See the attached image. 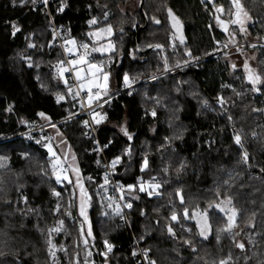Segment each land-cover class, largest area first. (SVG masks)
<instances>
[{"label":"trees","instance_id":"1","mask_svg":"<svg viewBox=\"0 0 264 264\" xmlns=\"http://www.w3.org/2000/svg\"><path fill=\"white\" fill-rule=\"evenodd\" d=\"M121 1L52 0L50 4L55 23L66 39H85L93 30V25L89 24L93 18L99 19L97 26H112L116 53L104 55L103 65L117 88L109 91L113 97L97 110L105 115L104 121L97 125L100 136L107 145L109 157L120 156L125 162L119 171V178L125 185L137 184L138 187L137 177L146 182L156 177L155 182L163 185L159 198L148 197L138 190L128 191V197L134 201L129 226L103 217L97 198L104 182L103 172L96 157L88 153L91 142L83 135L81 118L58 127L66 144L61 143V137L54 131L55 143L60 153L67 156L70 172L74 167L79 168L80 182L92 197L88 208L93 232L90 238L97 264H105L101 254L105 252V240L113 245L107 255V264H147L148 259L155 260L156 264H218L229 253L232 256L230 264H264V176L260 172L264 167V131L260 124L264 111H254L263 110L264 94L261 93L264 88L260 92L253 91L244 83L242 71L230 70L222 52L211 54L215 49L214 37L231 40L212 20L211 10L221 3L230 11V0H216L207 5L201 0H144L142 9L139 7L135 12L118 8ZM256 2L254 5L253 0H242L256 21H249L246 36L239 33L238 26L229 25V31L236 32L238 42L248 35L264 40V0ZM33 3L34 0H23V3L21 0H0V153L10 157L7 168L0 169V250L8 253L0 257V264H12L13 253L19 254L21 264H53L49 261L47 230L60 219L73 229L71 223L80 217L76 182L75 185L56 182L45 147L11 138L31 120L45 122L37 115L39 112L58 120L80 109L79 100L73 101L71 96L57 103L56 93L67 91L55 67L57 61L64 60V55L55 45L48 10ZM169 8L183 26L180 31L172 27ZM105 12H108L107 21L104 20ZM153 17L160 23L156 24ZM181 38L185 43H180ZM171 39L175 48H171ZM30 44L35 47H29ZM149 44L163 45L165 52L160 49L144 52ZM260 48L263 55L264 47L254 49ZM186 49L199 58L195 64L155 75L165 69L164 57L171 69L177 63L183 65L186 60L195 61L186 55ZM125 72L137 77L138 84L133 88L126 89ZM41 73L46 83L43 85L37 78ZM152 76L156 79L143 81ZM157 97L159 104L154 99ZM217 97L226 101L223 107L216 102ZM205 100L207 108L202 106ZM9 105L11 111L7 110ZM153 109L157 113L155 117L151 115ZM125 118L132 140L107 124ZM234 132H239L246 140L251 167L239 162L241 151L234 144ZM253 132L256 138L252 137ZM181 134L182 138L172 139L171 143L165 140V137ZM128 148L131 156L125 153ZM23 153L29 156L26 158ZM145 156L149 168L141 172ZM181 162L186 167L177 176L176 169ZM165 167L169 169L167 173L162 171ZM176 189H182L183 207L190 212L203 210L209 203H219L231 196L232 206L239 210L237 227L233 229L234 233H239L235 241L227 233L220 234L219 242L216 240V230L224 228L222 224L227 221L222 213L210 212L212 231L207 240L199 235L195 219L181 218L179 223L170 221V201L182 217ZM53 190L61 193L59 199L52 194ZM57 203L61 205L59 212L55 210ZM169 223L176 233L174 237L167 232ZM37 226L45 230L43 235ZM76 229L71 230L68 237L71 252L81 250L79 239L75 243L79 237ZM251 235H256L255 242L246 241L243 251L235 246V242ZM5 240L7 246L2 243ZM185 240H190L196 251L185 244Z\"/></svg>","mask_w":264,"mask_h":264},{"label":"snow or ice","instance_id":"2","mask_svg":"<svg viewBox=\"0 0 264 264\" xmlns=\"http://www.w3.org/2000/svg\"><path fill=\"white\" fill-rule=\"evenodd\" d=\"M15 2V0H14ZM47 2V0H45ZM203 3L204 0H201ZM21 3H23V0H21ZM231 4V10L229 11V15L231 19L229 21H223L220 19V17L216 18L217 24L223 28L225 32L228 33L229 37H231V43L232 44H237V41L235 40V31H229V24L231 25H236L238 26V31L239 33L244 34L245 36L248 34V26H249V21H252L255 23L256 21L253 19L252 15L245 9L244 4L242 3V0H230ZM106 7V6H105ZM61 11L63 10V6L60 9ZM168 15L169 18L172 20V27L176 28L179 30L180 27V20L178 17L175 16V14L172 12L171 8L168 10ZM218 12H224L225 9L221 5L220 7L217 8ZM108 18V12L104 13V20L107 21ZM156 24H159L160 21L155 19V17L152 18ZM98 21L93 18L92 20L89 21L90 25H96ZM15 28V26H14ZM18 30V29H17ZM121 33H123V28L120 29ZM107 35L110 37L113 34V28L110 24H108L106 27L103 28H98L97 31L95 32H90L87 35L89 37L95 36L97 39L95 42H93V46L91 47V50L89 51V43H80L78 44L75 39H69L66 40L63 48L64 51L68 54L69 57L75 56L76 58H71L67 60H59L57 61L56 70L59 75L60 79H64L65 73L69 74H74L75 81L78 83V88L75 92H73V89L71 86L68 85V81L65 80V85L67 87V91L64 94H57V103H60L61 101L65 100L66 96H71L73 101L79 100L81 108L85 107V103L87 104L88 110L91 114L92 121L94 124L99 125L102 120L105 119V116L101 113H97L96 110L92 107L93 103H96L98 107H103V104L100 103L101 100H103V103H108V97H109V91H108V81L110 77V72L106 71L103 62L100 63H93L92 60L90 59L91 53L92 52H99L101 54H109V55H115L116 53V46L111 40H109L106 44H101L100 47H96L95 43L99 42L104 35ZM180 43L183 44L185 43L184 39H180ZM219 43V42H218ZM69 45H72V47H69ZM29 47H35V45H29ZM148 47L150 48H155V49H163V45L160 44H149ZM173 48H175V44L172 45ZM224 47H228L227 44L224 45ZM250 47L256 48V44H251ZM261 47H264L262 45ZM83 49V51H81ZM237 51H241V48L239 45H237ZM186 55L191 58L198 60L199 58L193 57L192 52L189 49H186ZM225 57L229 56L228 52L224 53ZM135 58V57H134ZM30 59V58H28ZM188 61H185V64H187ZM65 65H69V67H66ZM86 65V67H85ZM164 66H165V71L168 70L169 65H168V60L167 57H164ZM179 63H177L176 67H179ZM232 68L235 70L237 68V65L235 63L232 64ZM243 69L246 74V79L248 82L252 85V90L255 92H260L261 88H264V76H261V74L256 70L252 69L248 63V60L246 59L243 62ZM39 79V78H38ZM137 77H130L127 72L124 73L123 75V82L125 87H131L133 83H135V80ZM152 79H156L155 76L152 77ZM222 87H231V85H222ZM177 91H179V88H177ZM81 93H84L82 96ZM103 93V95H102ZM237 95H241V93H236ZM261 94H264L262 92ZM156 103H160L159 97L154 98ZM217 103L223 107V105L226 103V101L223 99V97H217L216 100ZM203 107L207 108L208 101L205 100L203 101ZM8 111L12 110V106H8ZM175 111H179V109H176ZM254 111H264L261 109H254ZM39 117L44 119L47 123L48 126L56 130L57 136L61 137V143L66 144V140L63 138V134L59 132V129L57 128L56 123L52 122L51 116H47L44 112H39L37 113ZM151 115L155 117L157 115L155 109L151 112ZM75 116L74 113H69V116L65 118V122H67L68 119H72ZM178 118V117H177ZM229 120L232 119L231 116L228 117ZM86 127L90 126L89 121L85 120L82 122ZM121 131L124 132V134L128 137L129 140H132V136L128 134L126 128H121ZM256 133H252V137L256 138ZM182 138L181 136H173L171 138L165 137V140L171 143L172 139H180ZM52 137L44 136L39 140H36L37 144L42 145L47 149L48 157L49 160L47 161L52 170V174L55 176V180L57 183L62 182V180H67L69 183H71L69 179V175L67 174L68 169L64 166V162L61 160V157L57 155L54 146L52 144ZM233 141L236 146H238L239 150L241 151V156H240V163L249 165V160H250V154L245 148V138L239 133V132H234L233 134ZM111 143V142H110ZM107 147V145H105ZM69 151H71V148L69 146ZM125 153L129 156H131V149H125ZM26 158L29 156L28 153H23ZM65 160L67 159V156L65 155ZM73 161H75L76 157L73 154L72 156ZM7 160V157H2L0 156V168L5 167V161ZM121 157L117 156L115 157L112 162L111 166L115 168V166L120 163ZM99 163V161H97ZM186 164L184 162H181L180 166L176 169L177 176L183 170L185 169ZM149 168V161L148 157L145 156L143 158V163L141 164L140 171L144 172L146 169ZM168 168L165 167L162 169L163 172L167 173ZM42 171L44 169L42 168ZM72 172H74L77 176V183L76 186L79 188V214L81 217H83V222L81 223V229H80V236L83 238V243L87 247L88 245V240L87 237H92L93 232H92V226L91 223L89 222V217H88V208L91 206L90 202L92 197L88 194L87 189L84 187L83 183L80 182V171L78 167L72 168ZM261 175L264 176V167L260 169ZM47 175V172L45 171L44 173ZM91 179V177H89ZM137 182H138V187L137 184H128L126 185L127 190L131 193L133 190H138L141 193H145L148 197H161V190L163 188V185L161 183L155 182L157 180L156 177H152L151 181H144L142 177H137ZM109 183L108 179V174L105 173L104 177V184L107 185ZM167 183V181H165ZM227 183V182H225ZM103 187V185L101 186ZM117 188L119 189L121 195L120 199L124 200L125 197L123 195L125 186L124 185H117ZM182 189H176L175 195L180 198V206L182 207V217L181 214L177 212L176 210V205L170 201L169 203L172 204V208L170 209V221L172 222H177L179 223L181 218L184 220L187 219H195L196 220V226L199 228V235L204 238L205 240L209 239V236L211 234L212 228L211 224L209 223V216L210 212L218 214H223V216L227 217V224L224 228L217 229L216 230V240L219 242L220 240V234L221 233H227L230 236H232L233 240L235 241V237L239 235L238 232H233V229L237 227L236 224V219L239 210L232 206L233 205V200L231 196H226L224 199L220 200L219 203H209L207 208L203 210H193L189 211L187 207H183L185 204V198L181 194ZM54 196H56L58 199L61 197L60 192H56L53 190L52 193ZM217 195L219 196L220 193L219 191L217 192ZM72 196H75V193H72ZM24 202L27 203V198L24 197ZM111 199V198H109ZM136 199H139V197H136ZM109 207H112L111 204L108 205ZM127 208H132L133 204L132 203H126L124 205ZM69 207H71V201L69 202ZM57 212L61 210V205L60 203H57L56 209ZM116 214L120 215V208L117 206L116 208ZM66 215H70V213H66ZM107 215V213H105ZM141 215H144L143 212H141ZM84 223H88V229L87 232L84 231ZM64 225V221L60 220L57 222V226L55 228L48 229V238L46 240V243L48 245V254L49 256L53 259V262L55 264L56 261V245L52 242L51 235L53 232L59 233L62 231ZM23 227V225H21ZM167 227V232L171 236H175L176 233L174 231V228L171 223L166 225ZM38 230L41 232V234H44V229H39L37 226ZM187 231L191 232V229H187ZM250 243L252 242L251 240L249 241ZM5 246H7V241L2 242ZM185 244H187L190 248L193 249V251H196L195 247L193 246L192 242L190 240H185ZM235 246L242 251L245 249V244L240 243V242H235ZM104 247L106 249L105 252L101 253L105 257V264H107V255L109 252L112 251L113 245H111L107 240L104 241ZM63 250V249H60ZM8 253L0 250V257H6ZM14 259L12 261V264H21V260L19 258L18 253H13L12 254ZM31 255V254H29ZM88 256H91V252L87 253ZM135 255V253H133ZM147 250L145 251V257L147 258ZM245 260H248V257H245ZM232 261V256L231 253H229V256L226 259H221L219 260L218 264H230ZM76 264H80V261L77 259ZM85 264L87 262L85 261ZM147 264H156L155 260L148 259ZM213 264H216V262H213Z\"/></svg>","mask_w":264,"mask_h":264},{"label":"rangeland","instance_id":"3","mask_svg":"<svg viewBox=\"0 0 264 264\" xmlns=\"http://www.w3.org/2000/svg\"><path fill=\"white\" fill-rule=\"evenodd\" d=\"M253 2H254V5L257 4L256 0H253ZM140 3H141V0H122L121 2H119V4L117 5V7L120 8V9H122V10H128L130 12H135V11H137L139 9ZM203 3L207 5V4L212 3V2L211 1H208V2H203ZM221 5L225 9V6L223 4L218 3L216 5L215 9H212L211 10V13H212L211 14V18H212V20H214V22L216 24H217V21H216V18L217 17H220V19L223 20V21H229L231 19L230 15H229V12H227L229 10L226 11V9H225L224 12H218L216 10V8L218 6L220 7ZM100 6H102V5H100ZM95 19L99 22V19L98 18H95ZM258 20H260V19H258ZM97 24L96 25H93V30L91 32L97 31L98 28L106 27L104 25L103 26H101V25L100 26H97ZM229 25H231V24H229ZM15 28L16 29H19L17 26H15ZM210 28H211V26H210ZM220 28H222V27L220 26ZM71 39H75V38H71ZM96 39L97 38L95 36L89 37L87 35L85 37V39H81V40L75 39V40L77 41L78 44H80V43H89V46H90L89 47V51H90L91 50V47L93 46V42H95ZM109 40H111V42L114 43V41H113V34L110 37H108L105 34L104 37L99 42L95 43V46L96 47H100L101 44H106ZM216 42H219L222 45L221 47H223V48H225L224 47L225 44H227L228 46H233V47L231 49L224 50L221 53L220 52V46H218L216 44ZM213 43H214L215 49L212 51L211 54L217 53L219 55L221 53L225 57L224 53L225 52H228L229 53V56L226 57V58L228 59L230 70H232V71H242L241 75H242V77L244 79V83H246V84H248L249 86L252 87V85L246 79V74H245L244 69H243V62L246 59L248 60V63H249V65H250V67L252 69H256L261 74V76H264V54L262 55L261 52H260L262 49L261 48L260 49H254V48L250 47L251 44H256L257 46L264 45V40H262L261 38L260 39H258V38H255L254 39V37H251L250 35H248L244 39V41H241V42H238L237 41V44H232L231 43V40H228V39H226V40H220V39L214 37L213 38ZM173 44H175V42L171 39V48H173L172 47ZM237 45H239V47L241 48V51H237ZM70 46L72 47V45H70ZM81 51H83V49H81ZM104 55H108V54L107 53L101 54L99 52H92L90 59L92 60L93 63L105 62L104 60H106V58H105ZM97 58H100V59L98 60ZM196 62H197L196 60L195 61H191V62L188 61V63L185 64V61H184L183 65H180L179 67H175V68H172V69L171 68H168L167 71H165V69H164L163 71H161L160 73H157L155 75L156 76H159L160 74H165V73H168L169 71H173L174 72V70L183 69L184 67H186L188 65H191V64H195ZM233 63H235L237 65V68L235 70L232 68V64ZM85 67H86V65H85ZM104 68H105V66H104ZM105 70H106V68H105ZM67 75H68V73H65V77H64V79H62L63 81L68 80L67 79L68 78ZM43 76H44V74H42V73L37 76V78H39V80H40V84H42V85L43 84H46V83H44V77ZM152 77H147L143 81H148V80L152 79ZM137 84H138V82L133 83L130 88H133ZM68 85H71L72 86V89L74 88L73 89V92H75L77 90V88H78V87L73 86L72 84H68ZM108 85H109L108 91H111V90L114 91L117 88L116 82L112 78L111 73H110ZM130 88L129 87H126V89H130ZM57 94L58 93H56V96H57ZM59 94H63V93L62 92H59ZM66 98H65V100H66ZM263 110H264V107H263ZM97 113H101V112L100 111H97ZM262 120L263 121H260V120L259 121H260L261 128H262L261 130L264 131V118H262ZM102 121H104V120H102ZM107 124H110L111 126L117 128L121 133H124V132L121 131V128L122 127L123 128H126V130L128 132V121H127V118L123 119L121 122H108ZM128 134H129V132H128ZM6 140H10V138H7ZM59 140H60V138H59ZM1 141L2 140H0V142ZM0 156L7 157V160L4 162L5 163V167H3V169H5L9 165L10 157L7 156V155H5V154H1V153H0ZM0 169H2V168H0ZM67 169H68L67 174L69 175V179L71 181L70 184L75 185V182L77 183V176L73 172H70L69 168H67ZM65 181L69 183V181H67V180H62V182H60V183H64ZM79 194L77 193V195H76V198L78 200V209H79ZM100 215L103 216L102 213H101V211H100ZM89 216H90V213H89V210H88V217ZM60 220H63V219H60ZM82 222H83V217L80 216L79 219L76 220L75 223H71L72 224V227L77 228L76 229V232L78 233V236H79L78 238L75 239V243L79 239V242L78 243H80V245H81V250H78L76 252H71L70 249H69V247H68V237L71 235V230L74 231V228L73 229L72 228L70 229V227L68 225H66V223L64 222L63 229H62L61 232H59V233L53 232L52 233L51 239H52V242L56 245V249H57L56 250V261H55V264H76L77 259L80 261V264H85V261L87 262V264H97V262H96V260L94 258V252L92 250V240H91V238L90 237H87L88 245L86 247L85 244L83 243V238L80 236V229H81V223ZM89 222H90V220H89ZM226 224H227V221L224 224H222V226L225 227ZM56 226H57V223L55 225H53L52 227H50V229L51 228H55ZM83 226H84V231L87 232L88 223H84ZM104 236L106 237V235H104ZM255 236L256 235H251V237H248V239H245L244 238V240L241 238L238 242L244 243V244L248 240L249 241L251 240L252 242H255L254 241ZM60 249H63V250H60ZM142 250L143 249H141L140 251L143 252ZM88 252H91V256H88L87 255ZM72 254H73V257H72ZM49 261H51V263L54 264L53 259L50 256H49Z\"/></svg>","mask_w":264,"mask_h":264},{"label":"built area","instance_id":"4","mask_svg":"<svg viewBox=\"0 0 264 264\" xmlns=\"http://www.w3.org/2000/svg\"><path fill=\"white\" fill-rule=\"evenodd\" d=\"M208 1L212 2V0H204V2H208ZM51 2H52V0H47V2H45V0H35L33 5L34 6L43 5L44 8L46 10H48V12L50 14L49 27H50V30L52 32L53 38L55 40V45L58 46L60 49H62V52L64 54V60L76 58L75 56L69 57L68 54L64 51L63 45H64L65 41L69 40L71 38L66 39V38H64V36H62V34L60 32V28L55 23L54 17L52 16V13L50 11ZM217 8H216V10H217ZM216 44L218 46H220V52L227 50V49H231L233 47V46H228V47L223 48V47H221L222 45L220 43L216 42ZM69 47H71V46L69 45ZM66 67H69V65H66ZM67 76H68V78H67L68 84H72L73 86L78 87V83L75 81L74 74L68 73ZM81 95L83 96L84 93H81ZM102 95H103V93H102ZM112 97H113V95H109L108 100H111ZM100 103L103 105L105 104V103H103V100H101ZM92 107L96 110V112L100 108L97 106L96 103H93ZM74 114H75V116L72 119L77 118V117L81 118V124L83 126V135L86 139H89L91 142L90 146L88 148V153H90V154L94 155V157H96L95 158L96 163H97V161H99V163H97V165L102 169L103 178L105 177V173L108 174L109 183L107 185H105L103 182V184H102L103 187H100L98 189V192H97V198H98V202L100 205L101 213L104 217H106L108 219H117L121 223L127 224L129 226L131 223L130 222L131 213L134 209V201L131 197H128L129 195H128V190L126 188V185L119 178V171H120L121 167L125 164V162L120 160V163H118L115 166V168H113L111 166V162L114 158L109 157V155L107 153V147H105L106 144L101 139L98 126L96 124H94V122L92 121L91 114L88 110L86 103H85L84 108H81V106H80V109L77 112H75ZM65 118H61L58 120L53 119L52 122L56 123L57 128H58V127L64 125L65 123L72 121V119H68L67 122H65ZM85 120L89 121L90 126L86 127L82 123ZM54 131L55 130L53 128L48 126V123L46 121L42 122L40 120L34 119V120H31L29 123H27L25 125V127L20 132H18L15 136H13L11 138H20L25 143L31 144V143H36V140H39L44 136L52 137L53 138L52 144L54 146V149H55L57 155L61 157V160L64 162V166L66 168H68L67 162L64 159L65 157L60 153V151L58 150V147L55 143V132ZM117 185H124L125 186V190L123 193V195L125 197L124 200H121L119 198L121 193H120L119 189L117 188ZM109 198H111V199H109ZM126 203H132L133 207L132 208L125 207L124 205ZM109 204H111L112 207H109L108 206ZM117 206H119V208H120V212H121L120 215L116 214ZM105 213H107V215H105Z\"/></svg>","mask_w":264,"mask_h":264},{"label":"water","instance_id":"5","mask_svg":"<svg viewBox=\"0 0 264 264\" xmlns=\"http://www.w3.org/2000/svg\"><path fill=\"white\" fill-rule=\"evenodd\" d=\"M215 0H212V3H214ZM144 6V0H141V3H140V8L142 9V7ZM145 27V26H144ZM183 29V26L182 24H180V27H179V31ZM138 48L140 50V46L138 45ZM152 50H158V49H155V48H150L148 47L144 52H148V51H152ZM160 50H163L165 52V48L163 47V49H160ZM237 220V219H236Z\"/></svg>","mask_w":264,"mask_h":264},{"label":"flooded vegetation","instance_id":"6","mask_svg":"<svg viewBox=\"0 0 264 264\" xmlns=\"http://www.w3.org/2000/svg\"><path fill=\"white\" fill-rule=\"evenodd\" d=\"M216 1V0H215ZM170 68V67H169Z\"/></svg>","mask_w":264,"mask_h":264}]
</instances>
